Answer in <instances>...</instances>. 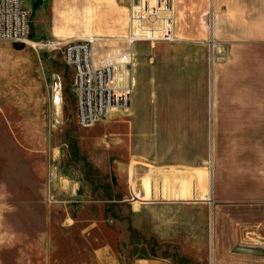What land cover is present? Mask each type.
<instances>
[{
  "label": "rangeland",
  "instance_id": "374dc122",
  "mask_svg": "<svg viewBox=\"0 0 264 264\" xmlns=\"http://www.w3.org/2000/svg\"><path fill=\"white\" fill-rule=\"evenodd\" d=\"M23 1L29 40H0V264H264L261 23L135 43L130 105L82 126L72 68L32 41L117 51L130 0Z\"/></svg>",
  "mask_w": 264,
  "mask_h": 264
},
{
  "label": "built area",
  "instance_id": "2783aa9c",
  "mask_svg": "<svg viewBox=\"0 0 264 264\" xmlns=\"http://www.w3.org/2000/svg\"><path fill=\"white\" fill-rule=\"evenodd\" d=\"M130 27L119 39L117 51L100 53L98 35L44 41L34 46L60 49L74 73L77 93L76 118L89 126L111 109L127 108L134 90L135 59L129 47L139 41H174L173 0H130ZM31 31L30 14L23 0H0V40L26 42ZM221 264V263H218Z\"/></svg>",
  "mask_w": 264,
  "mask_h": 264
},
{
  "label": "crops",
  "instance_id": "0c3cea01",
  "mask_svg": "<svg viewBox=\"0 0 264 264\" xmlns=\"http://www.w3.org/2000/svg\"><path fill=\"white\" fill-rule=\"evenodd\" d=\"M257 21L264 36V0H173L174 35L189 44L206 43L209 37L222 42L255 37ZM114 116L110 114L104 125Z\"/></svg>",
  "mask_w": 264,
  "mask_h": 264
},
{
  "label": "bare ground",
  "instance_id": "6f19581e",
  "mask_svg": "<svg viewBox=\"0 0 264 264\" xmlns=\"http://www.w3.org/2000/svg\"><path fill=\"white\" fill-rule=\"evenodd\" d=\"M92 35H94V34H92ZM96 46H100V47H101V46H102V44H100V43H97V44H96ZM108 113H109V111H108Z\"/></svg>",
  "mask_w": 264,
  "mask_h": 264
}]
</instances>
